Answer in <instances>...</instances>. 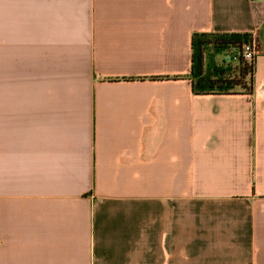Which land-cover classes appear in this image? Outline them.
Listing matches in <instances>:
<instances>
[{
  "label": "crops",
  "instance_id": "1",
  "mask_svg": "<svg viewBox=\"0 0 264 264\" xmlns=\"http://www.w3.org/2000/svg\"><path fill=\"white\" fill-rule=\"evenodd\" d=\"M199 32L252 94L193 91ZM0 264H264V0H0Z\"/></svg>",
  "mask_w": 264,
  "mask_h": 264
},
{
  "label": "trees",
  "instance_id": "2",
  "mask_svg": "<svg viewBox=\"0 0 264 264\" xmlns=\"http://www.w3.org/2000/svg\"><path fill=\"white\" fill-rule=\"evenodd\" d=\"M252 40L249 33H194L190 77L196 94H252L254 65L240 58L227 63L224 55ZM222 55L220 63L214 57Z\"/></svg>",
  "mask_w": 264,
  "mask_h": 264
},
{
  "label": "built area",
  "instance_id": "3",
  "mask_svg": "<svg viewBox=\"0 0 264 264\" xmlns=\"http://www.w3.org/2000/svg\"><path fill=\"white\" fill-rule=\"evenodd\" d=\"M257 56L256 40L252 36V40L248 43H245L242 48L238 51L229 52L224 55V61L227 63L238 61L240 58L244 59L250 64L255 63Z\"/></svg>",
  "mask_w": 264,
  "mask_h": 264
},
{
  "label": "rangeland",
  "instance_id": "4",
  "mask_svg": "<svg viewBox=\"0 0 264 264\" xmlns=\"http://www.w3.org/2000/svg\"><path fill=\"white\" fill-rule=\"evenodd\" d=\"M214 59L216 60L217 63H220L221 62V59H222V55H216L214 57Z\"/></svg>",
  "mask_w": 264,
  "mask_h": 264
}]
</instances>
